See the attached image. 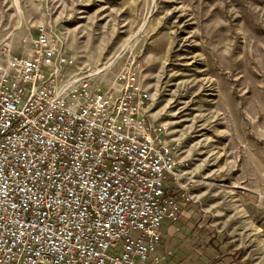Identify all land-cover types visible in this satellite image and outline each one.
I'll use <instances>...</instances> for the list:
<instances>
[{"label": "built area", "instance_id": "1", "mask_svg": "<svg viewBox=\"0 0 264 264\" xmlns=\"http://www.w3.org/2000/svg\"><path fill=\"white\" fill-rule=\"evenodd\" d=\"M76 62L44 26L29 54L0 57V264H147L179 219L150 91L132 71L102 87Z\"/></svg>", "mask_w": 264, "mask_h": 264}, {"label": "rangeland", "instance_id": "2", "mask_svg": "<svg viewBox=\"0 0 264 264\" xmlns=\"http://www.w3.org/2000/svg\"><path fill=\"white\" fill-rule=\"evenodd\" d=\"M42 26L102 87L137 73L176 146L180 216L197 204L229 233L223 260L264 264V0H0V57Z\"/></svg>", "mask_w": 264, "mask_h": 264}, {"label": "crops", "instance_id": "3", "mask_svg": "<svg viewBox=\"0 0 264 264\" xmlns=\"http://www.w3.org/2000/svg\"><path fill=\"white\" fill-rule=\"evenodd\" d=\"M185 205L178 220H168L163 224L162 240L147 264H231L223 260L233 245L228 239L229 233L219 231L212 223L201 222L197 218L201 214L197 204ZM188 210L192 212L189 214ZM238 248L235 245V250ZM155 257L160 260L154 261ZM232 264L247 263L242 260Z\"/></svg>", "mask_w": 264, "mask_h": 264}, {"label": "trees", "instance_id": "4", "mask_svg": "<svg viewBox=\"0 0 264 264\" xmlns=\"http://www.w3.org/2000/svg\"><path fill=\"white\" fill-rule=\"evenodd\" d=\"M177 199H178L179 203H180V202H184V203H185V202L188 201V200L186 199V197H184V196L181 197V196H178V195H177Z\"/></svg>", "mask_w": 264, "mask_h": 264}]
</instances>
